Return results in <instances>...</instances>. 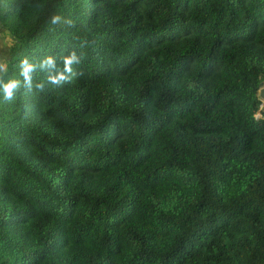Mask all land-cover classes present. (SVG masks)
Masks as SVG:
<instances>
[{
  "label": "trees",
  "instance_id": "trees-1",
  "mask_svg": "<svg viewBox=\"0 0 264 264\" xmlns=\"http://www.w3.org/2000/svg\"><path fill=\"white\" fill-rule=\"evenodd\" d=\"M0 25V264H264V0H0Z\"/></svg>",
  "mask_w": 264,
  "mask_h": 264
},
{
  "label": "clouds",
  "instance_id": "clouds-1",
  "mask_svg": "<svg viewBox=\"0 0 264 264\" xmlns=\"http://www.w3.org/2000/svg\"><path fill=\"white\" fill-rule=\"evenodd\" d=\"M59 21H60V17H59V16H56V17H53L52 23H58ZM74 62H78V61H77V57L73 54V56H72L70 59H68V60L66 61V64L70 66V65H72ZM46 63H47L48 65H52V64H53V61H52L51 59H49ZM22 66H23V73H22V74H23L25 80L29 81V83H30V81H31L30 73H31L32 70H33V65L29 64V63H28V60L25 59V60L23 61V63H22ZM70 70H71V69L69 68V71H70ZM59 79H60V80H63V79H65V77L61 76ZM53 82L55 83V82H58V81L53 80ZM2 83H3V81L0 80V84H2ZM17 85H18V81H15V80H13L11 83H8V84L3 85L4 92H5V99H10V98L12 97V95H13V90L17 87ZM262 103H263V105H264V102H262ZM263 105H262V107H261V110H262V108H263ZM261 110L258 111V113H257V118H258V119H259L258 115L261 116Z\"/></svg>",
  "mask_w": 264,
  "mask_h": 264
},
{
  "label": "rangeland",
  "instance_id": "rangeland-1",
  "mask_svg": "<svg viewBox=\"0 0 264 264\" xmlns=\"http://www.w3.org/2000/svg\"><path fill=\"white\" fill-rule=\"evenodd\" d=\"M13 38L9 32L0 31V70L6 67V60L9 59L10 47L12 46ZM261 118L260 115H258Z\"/></svg>",
  "mask_w": 264,
  "mask_h": 264
},
{
  "label": "water",
  "instance_id": "water-1",
  "mask_svg": "<svg viewBox=\"0 0 264 264\" xmlns=\"http://www.w3.org/2000/svg\"><path fill=\"white\" fill-rule=\"evenodd\" d=\"M259 97H260L261 101L264 102V82L261 83V89L259 92Z\"/></svg>",
  "mask_w": 264,
  "mask_h": 264
},
{
  "label": "crops",
  "instance_id": "crops-1",
  "mask_svg": "<svg viewBox=\"0 0 264 264\" xmlns=\"http://www.w3.org/2000/svg\"><path fill=\"white\" fill-rule=\"evenodd\" d=\"M0 31H1V32L3 31V33L6 32V31H4V30L1 28V25H0Z\"/></svg>",
  "mask_w": 264,
  "mask_h": 264
}]
</instances>
